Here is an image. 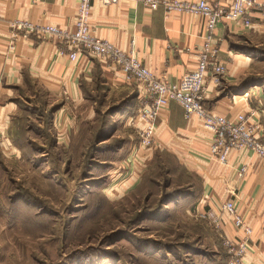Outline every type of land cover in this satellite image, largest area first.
Segmentation results:
<instances>
[{
	"label": "crops",
	"instance_id": "1",
	"mask_svg": "<svg viewBox=\"0 0 264 264\" xmlns=\"http://www.w3.org/2000/svg\"><path fill=\"white\" fill-rule=\"evenodd\" d=\"M208 1L229 4V0ZM77 5L78 0H0V143H4L5 154L17 152L13 143H35L34 138H29L31 124L43 135L45 117L51 110V127L55 131L51 143H76L71 133L84 132L86 120L92 121L100 108H104L103 114H108L111 102L114 111L110 115L125 116L124 128L120 129L129 143H139V129L145 123L137 117L143 104L138 82L128 79L109 61L87 53L71 61L68 46L54 37L29 35L26 39L19 35L14 48L10 47L14 39L10 20L19 18L73 29ZM253 17L254 25L249 29L227 20L216 28L215 39L227 72L218 84L208 79L203 104L211 112L232 120L240 113L255 112L264 128V85L251 87L256 83L249 81L257 74L258 60L251 49L264 44V19L258 13ZM205 24L200 15L167 12L163 7L151 10L141 3L125 0L114 5L96 2L90 17L94 35L112 41L125 51L135 50L157 77L174 82L195 68L198 52L204 46ZM78 117L82 123L79 130L73 125L78 123ZM156 128L154 145L134 151V159L124 176L117 170L121 165L115 167L107 188L110 194L122 195L133 188L154 153L169 152L200 181V199L194 214L206 212L215 203L235 196L253 228L243 264H264V161L238 149L229 153L226 164L210 159V134L199 118L187 117L176 101L162 111ZM119 130L104 141L113 139ZM9 148L13 151H6ZM243 164L247 170L239 178L237 171ZM223 232L230 238L241 237L227 215ZM229 258L227 251L226 264Z\"/></svg>",
	"mask_w": 264,
	"mask_h": 264
},
{
	"label": "rangeland",
	"instance_id": "2",
	"mask_svg": "<svg viewBox=\"0 0 264 264\" xmlns=\"http://www.w3.org/2000/svg\"><path fill=\"white\" fill-rule=\"evenodd\" d=\"M251 50L258 67L249 81L256 83L251 87L261 86L264 44ZM113 105L108 114L100 108L92 121L86 120L84 132L71 133L76 143H51L52 110L43 135L31 124L29 138L35 143H13L16 154H5L0 143V264L223 261L224 236L210 221L194 216L200 181L173 154L155 152L138 184L124 194L107 190L115 167L121 165L117 170L124 176L140 147L121 130L125 116L110 115ZM76 121L80 129L81 119Z\"/></svg>",
	"mask_w": 264,
	"mask_h": 264
},
{
	"label": "built area",
	"instance_id": "3",
	"mask_svg": "<svg viewBox=\"0 0 264 264\" xmlns=\"http://www.w3.org/2000/svg\"><path fill=\"white\" fill-rule=\"evenodd\" d=\"M120 1L123 0H78L73 29L14 18L9 21L14 31L10 47L14 48V42L19 35L26 39L29 35L54 37L68 46L71 61H76L80 55L87 53L109 61L128 79L138 82L143 104L138 109L137 117L145 123V127L139 129V146L142 148L154 145L157 119L172 101H176L183 107L187 117L199 118L202 127L210 134V159L226 164L229 153L238 149L249 151L264 161V128L257 120L255 112L240 113L232 120L211 112L203 104L208 79L212 78L218 84L221 76L227 72V67L219 55L215 39L216 28L224 20L246 29L251 28L254 25V14L258 13L264 19V3L259 0H229L228 6H225L219 2L210 3L208 0H125L141 3L151 10L163 7L167 12L196 14L206 20L204 46L198 52L195 68L186 72L180 81L174 82L165 77H157L139 59L135 50L125 51L112 41L92 33L90 17L94 3L114 5ZM1 98L0 95V101ZM246 170L247 165L243 164L237 171L238 177L242 178ZM225 215L229 217L236 233H240V238H230L223 234ZM194 216L207 219L224 236L230 254L227 264H243L250 248L253 228L239 209L235 196L222 203H215L206 212H196Z\"/></svg>",
	"mask_w": 264,
	"mask_h": 264
},
{
	"label": "trees",
	"instance_id": "4",
	"mask_svg": "<svg viewBox=\"0 0 264 264\" xmlns=\"http://www.w3.org/2000/svg\"><path fill=\"white\" fill-rule=\"evenodd\" d=\"M249 82V81H248ZM104 115V114H103ZM94 130V129H93ZM100 131H104V127H100ZM105 138H107V134L104 135ZM223 261L216 262L215 264H226V254L222 257ZM213 261V260H212Z\"/></svg>",
	"mask_w": 264,
	"mask_h": 264
}]
</instances>
